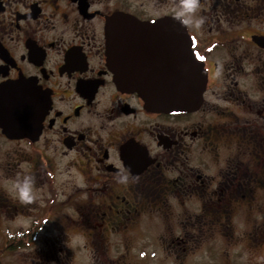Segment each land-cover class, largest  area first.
<instances>
[{
    "label": "flooded vegetation",
    "instance_id": "1",
    "mask_svg": "<svg viewBox=\"0 0 264 264\" xmlns=\"http://www.w3.org/2000/svg\"><path fill=\"white\" fill-rule=\"evenodd\" d=\"M180 6L0 0V111L26 130L0 121V264L37 251L54 214L62 225L40 248L56 264H193L203 251L264 245V0H200L174 21ZM183 31L205 74L201 102L149 110L118 86L116 68L182 48ZM25 183L49 192L45 210L22 198ZM63 187L75 218L52 209ZM229 252L224 263L236 264Z\"/></svg>",
    "mask_w": 264,
    "mask_h": 264
},
{
    "label": "water",
    "instance_id": "2",
    "mask_svg": "<svg viewBox=\"0 0 264 264\" xmlns=\"http://www.w3.org/2000/svg\"><path fill=\"white\" fill-rule=\"evenodd\" d=\"M112 20L107 25L106 55L113 61L116 53L113 37ZM183 31L182 48H174L165 54L143 56L146 58V67L126 70L116 68L117 84L126 90L136 92L144 101L147 109L156 112H172L196 109L201 102L205 83V74L193 58L190 47L187 46ZM7 112V111H6ZM2 113V114H1ZM12 113H17L16 109ZM0 111V121L8 133L26 135L23 125L10 123L8 117H3ZM16 120V118L14 117ZM24 119V118H23ZM19 118V120H23ZM9 122V123H7Z\"/></svg>",
    "mask_w": 264,
    "mask_h": 264
},
{
    "label": "rangeland",
    "instance_id": "3",
    "mask_svg": "<svg viewBox=\"0 0 264 264\" xmlns=\"http://www.w3.org/2000/svg\"><path fill=\"white\" fill-rule=\"evenodd\" d=\"M49 192H44L41 189H36V190H32L31 193V199H34L35 201L37 200L38 202V208L39 209H43L44 210L47 208H45L46 206V200H48L49 197H47L46 195ZM66 195L65 192V188H60L54 189V197H51L53 199V203H52V209H60L61 211H65L67 213V215L69 217L75 218V214L73 213V210L71 209L70 203L68 204L65 200L64 197ZM23 199H26L22 196ZM50 203H48L49 206ZM263 209V216H264V208ZM60 218V219H59ZM63 215L58 216V215H53L52 218L47 222H45V229H43L42 231H40L37 235V238L34 240L36 241V243L34 244V246H38L39 249L36 251V249H32L33 247H26L23 248L21 251H18L17 255L20 254V257L17 258V262L14 261V256H7V258L5 260H3L2 263H6V264H56L53 262H46V258H43V251L42 248H40V246H44L46 245V243H50L51 240H53L57 234V232L59 231V227L58 225H62V221H63ZM243 229V225L239 224L238 228H235V234L238 236H241L240 240L243 237V232L241 231ZM79 236L78 235H74L71 236V242L67 243L66 245L69 246H76V242H78ZM242 245H244L243 243H238L237 245L234 246H229V247H222L221 250H216L214 252V254L211 256V254H206L205 251L200 252V254H198V256L195 258V260L193 261V264H210L211 261H213L214 263L212 264H225L224 262L226 261V256H224L221 252L222 250H230L229 253H231V257H232V262L234 263H240V264H244V263H253V264H264V245L260 246L258 249H251L249 243H247L246 250L242 251ZM47 250V249H45ZM158 253L159 256V250L156 251ZM221 254H220V253ZM80 263H84V264H89L87 262V260L85 259H79ZM152 264H158L157 261H155L154 259H151ZM167 264H171V263H167Z\"/></svg>",
    "mask_w": 264,
    "mask_h": 264
},
{
    "label": "clouds",
    "instance_id": "4",
    "mask_svg": "<svg viewBox=\"0 0 264 264\" xmlns=\"http://www.w3.org/2000/svg\"><path fill=\"white\" fill-rule=\"evenodd\" d=\"M200 6V0H181L180 11L176 12L172 17L174 21L186 20L189 13L194 12ZM21 193L24 198H31V185L25 183L21 188Z\"/></svg>",
    "mask_w": 264,
    "mask_h": 264
},
{
    "label": "snow or ice",
    "instance_id": "5",
    "mask_svg": "<svg viewBox=\"0 0 264 264\" xmlns=\"http://www.w3.org/2000/svg\"><path fill=\"white\" fill-rule=\"evenodd\" d=\"M196 58L201 60V61H203L205 59L204 57L200 56L198 53H196Z\"/></svg>",
    "mask_w": 264,
    "mask_h": 264
}]
</instances>
